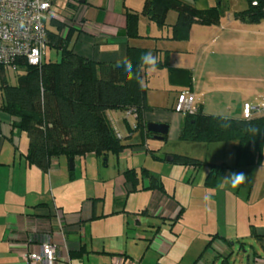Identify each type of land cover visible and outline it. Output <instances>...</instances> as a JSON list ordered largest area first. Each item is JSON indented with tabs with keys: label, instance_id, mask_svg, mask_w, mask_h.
I'll list each match as a JSON object with an SVG mask.
<instances>
[{
	"label": "crops",
	"instance_id": "1",
	"mask_svg": "<svg viewBox=\"0 0 264 264\" xmlns=\"http://www.w3.org/2000/svg\"><path fill=\"white\" fill-rule=\"evenodd\" d=\"M183 1L199 10L219 3V0ZM143 3L144 0H83L70 5L68 0H58L56 20L71 23L69 45L76 54L98 62H117L125 58L128 47L149 50L142 44L141 32V25L149 22L147 18H139L141 37L129 38L125 34L126 8L139 12ZM233 13L226 18L222 16L218 24H193L188 39L179 41L171 39L176 13L169 11L168 29L165 33L155 31L151 37L154 48L148 53L158 61L164 55L171 67L191 71L190 91L202 112L240 118L244 103H264V74L261 66L255 74L247 64L234 62V51H249L252 47L250 35L241 28L245 22L235 19ZM261 22L256 24L261 27ZM153 26L149 24L150 28H156ZM52 27L55 30L57 25ZM260 39L257 46L261 51ZM46 55L45 52L44 58ZM5 76L14 84L9 80L11 73L5 72ZM181 90L178 87L176 95ZM1 98L0 90V105ZM150 103L152 111L145 114V123L167 124L168 134L164 139L178 137L184 116L172 106L156 109L155 102ZM116 111H107V116L127 145L122 152L77 156L72 160V168L69 158L60 156L53 158L48 170L43 171L26 162L27 137L13 126L15 119L0 109V264H27L23 255L38 250L41 241L46 239L58 247L55 264H86L92 257L96 264H111L112 257L118 254L138 258L142 264H220L235 246L245 252L246 241L253 242L250 245L253 253L247 254V264H264L261 241L252 234L254 230L257 235H264L261 195L255 202L258 205L255 212L251 211L249 202L255 187H259L260 194L261 187L264 188V177H261L264 163L233 168L235 160L206 159L210 165L227 166L220 183L214 188L206 187L203 181L209 166L174 165L166 160L177 155L173 153L162 158L156 152L160 146L148 143L153 136H147L144 130L131 131L122 122L123 118L133 115L126 113L125 117H118ZM216 144L220 143H210L206 148H214ZM114 155L116 172L112 176L100 177L91 183L87 178H78L74 172L75 165L81 164L80 157H102L108 168V160ZM83 167L87 169L86 162ZM142 168L159 177L163 190L148 188L146 177L139 181L140 188L131 190L124 172L134 169L139 174ZM239 172L244 173L245 180L233 187L232 174ZM197 176L199 182H196ZM185 188L191 192L197 188L199 199L209 201L208 210L197 211L194 224L182 200ZM186 226L201 229L191 240L193 250L187 263L183 254L171 253ZM254 244L259 250L253 248ZM207 249L211 250L208 256ZM228 260L231 264L230 256Z\"/></svg>",
	"mask_w": 264,
	"mask_h": 264
},
{
	"label": "trees",
	"instance_id": "2",
	"mask_svg": "<svg viewBox=\"0 0 264 264\" xmlns=\"http://www.w3.org/2000/svg\"><path fill=\"white\" fill-rule=\"evenodd\" d=\"M217 3L205 10H199L183 0H144L139 12L125 10V34L129 38L141 37L139 18L145 17L157 26L165 25L169 11L176 13L171 26V39L187 40L193 24H218L223 16L222 4ZM257 5L249 6L233 13L235 19L245 23H259L264 19V0H257ZM50 25V26H49ZM47 29V47L55 48L60 53V60L51 62L43 59L39 66L18 62L17 82L10 84L5 72L0 68V109L15 119L13 126L24 133L28 140L25 160L46 171L53 158L65 156L72 160L77 156L93 153L97 156L113 153L118 155L127 146L122 137L117 136L109 110H132L136 123L130 130H145V114L152 111L147 104L146 87H141L136 80H128L123 65L117 62H98L76 54L70 47L72 25L69 21H49ZM57 25L53 30L52 26ZM69 27L63 37L59 30ZM146 49L128 47L126 58L137 70L140 58ZM159 66L167 68L170 84L190 90L192 73L188 69L174 68L165 57ZM138 76L143 80L142 69ZM182 91V90H181ZM178 137L183 140L203 143L237 142L233 168H244L264 163V113L249 119L227 118L206 114L198 107L194 114L184 116ZM173 163L186 167L200 168L209 166L203 184L214 188L221 180L227 166L210 165L206 161L186 155H173ZM131 190L140 188L139 181L146 177L148 188L163 190L159 177L141 169L138 174L134 169L124 172ZM139 186V187H138ZM252 234L261 241V253L264 254V235ZM227 255L220 264H229Z\"/></svg>",
	"mask_w": 264,
	"mask_h": 264
},
{
	"label": "rangeland",
	"instance_id": "3",
	"mask_svg": "<svg viewBox=\"0 0 264 264\" xmlns=\"http://www.w3.org/2000/svg\"><path fill=\"white\" fill-rule=\"evenodd\" d=\"M249 6V0H223L222 2V10H223V17L226 18L227 15L230 13H233L234 10L236 11H242L246 9ZM172 11V10H171ZM149 22L143 23L141 26V32L144 34L142 38V44H144L145 48H148L149 50L154 48L153 44V38L152 36H155V31H161L162 33H165L168 29L167 22L165 21V25L163 27L157 26L153 21L147 20ZM153 24V27L156 28H150L149 24ZM49 25V24H48ZM50 26V25H49ZM241 28H243V31L245 33H248L250 35V43H251V49L249 51H234V62L243 65L247 64L252 71L255 72V74H258V67L261 66V74H264V19H262L261 27L258 26L255 23H245ZM156 29V30H155ZM149 34V37L148 35ZM261 38V39H260ZM259 39L261 40V51L258 50L257 44L259 43ZM147 50V49H146ZM147 50V52L149 51ZM55 48L47 47L46 48V58L47 60L51 62H56L60 60V55ZM261 52V53H260ZM165 57L162 55L160 57V61L164 63ZM157 71L156 72H148L146 69H142V76H143V82L144 86L146 87V98H147V104L150 106V102H155L154 104L158 107H155L156 109L161 108H174V101L175 96L178 87L170 84L168 77L166 75L167 68L165 66H159L157 64ZM23 71H19L18 75H22ZM12 74V73H11ZM13 76L10 77V82L16 83L18 75L15 73L12 74ZM153 100V101H152ZM125 110H117L116 115L118 117H125L126 115ZM122 120V119H121ZM127 121V122H126ZM135 122L134 116H130L127 119L123 118V121L127 127L132 126V122ZM125 127V126H123ZM121 132H124L123 129L119 128ZM136 131H141V129H137ZM135 132V130H134ZM24 135V134H23ZM25 136V135H24ZM26 137V136H25ZM148 143L150 145H159L160 148L158 151V154L162 158H165L167 155L170 154H177V155H186L191 158H197L201 161L204 160H228V162H233L235 160V154H236V145L237 142L234 140L227 141V142H214V143H220L216 144L217 146H212L214 148H206L207 145H210V143H203L199 141H190V140H183L179 137H170L168 136L164 140H156L153 138L148 139ZM208 147V146H207ZM211 147V146H209ZM116 156H111L108 160V168L105 167L103 164V158L102 157H96V156H89L88 158L80 157L79 160H81L80 165H75L74 172L76 176L79 178H87L91 183H93L94 180H97V178L100 177H109L112 176L116 170L113 169V166L116 164ZM84 162L87 164V169L84 170ZM153 164V163H151ZM68 165V164H67ZM177 166H180L179 164H174ZM176 167V166H174ZM156 168L158 170L157 166H152V169ZM161 170L166 173L167 169L161 168ZM160 171V170H159ZM261 177H264L262 175ZM264 179V178H262ZM167 180V179H166ZM199 182V177L197 176L196 182ZM167 182H170L167 180ZM182 187V186H181ZM251 193V199L249 202L251 203L250 208L252 212H255V210L258 208V205L256 206L258 196L261 195V214L264 213V188L261 187V194L259 187H255ZM190 188H185L183 191V198L186 207H187V216L190 218L192 223L194 224V218L197 217V211L198 210H208V200L199 199V196H197L198 192H196L198 189H193V192L189 190ZM180 192V191H179ZM243 192V191H242ZM194 193L193 195H191ZM264 220V214L261 215V221ZM264 222V221H262ZM193 226V225H191ZM194 228V227H193ZM201 233L200 227L195 229H190L189 226H186L183 229V233L181 238L179 239L178 244L176 243V246L173 248L171 253H180L183 254V260H185V263L189 260L190 256L192 255L191 251L193 248H191L190 243L193 237H197L198 234ZM253 243V242H252ZM250 241H246L244 244V249L246 250L243 252V250H238V246H235L232 250V253H230V262L231 264H247V254L252 255L253 249H251L250 245L252 244ZM254 249L259 250V246L254 244ZM178 249V250H177ZM210 250V249H209ZM207 249L206 256L211 254ZM211 251V250H210ZM262 251V250H261ZM116 256V255H115ZM113 256L112 258H114ZM142 264V260L140 261ZM86 264H96L95 258H90L86 261ZM98 264V263H97Z\"/></svg>",
	"mask_w": 264,
	"mask_h": 264
},
{
	"label": "built area",
	"instance_id": "4",
	"mask_svg": "<svg viewBox=\"0 0 264 264\" xmlns=\"http://www.w3.org/2000/svg\"><path fill=\"white\" fill-rule=\"evenodd\" d=\"M58 0H0V68L9 73H17L18 62L39 66L45 57L48 43L47 29L49 21L58 19L55 5ZM83 0H68L70 5ZM257 5V0H252ZM264 9V8H262ZM69 27L59 30L65 36ZM194 94L190 90L179 91L173 110L183 116L198 111ZM127 115H134L127 110ZM264 113V103L242 105L241 117L252 118ZM117 136L120 137L117 132ZM58 214V213H57ZM57 216V219L60 217ZM58 247L49 239L41 241L39 249L23 255L27 264H55L59 255ZM111 264H141L140 259L118 254Z\"/></svg>",
	"mask_w": 264,
	"mask_h": 264
},
{
	"label": "clouds",
	"instance_id": "5",
	"mask_svg": "<svg viewBox=\"0 0 264 264\" xmlns=\"http://www.w3.org/2000/svg\"><path fill=\"white\" fill-rule=\"evenodd\" d=\"M141 62L139 68L137 70L133 69L131 62L125 57L122 60L117 61V66L119 67L121 64L124 67L126 72V76L128 80H136L141 87H143V80L139 79L138 71L139 69H146L148 72H156L158 59L152 55L151 52L146 53L140 58ZM245 180V175L243 172L233 173L232 174V185L236 187L237 185L243 183Z\"/></svg>",
	"mask_w": 264,
	"mask_h": 264
},
{
	"label": "water",
	"instance_id": "6",
	"mask_svg": "<svg viewBox=\"0 0 264 264\" xmlns=\"http://www.w3.org/2000/svg\"><path fill=\"white\" fill-rule=\"evenodd\" d=\"M145 130L151 133L154 139L162 140L168 134V125L164 123L148 121L145 123ZM166 160L172 161L173 156L166 157ZM68 161L69 167L72 168V159L70 158Z\"/></svg>",
	"mask_w": 264,
	"mask_h": 264
}]
</instances>
